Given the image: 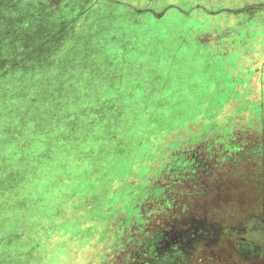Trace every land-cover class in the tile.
<instances>
[{
	"label": "rangeland",
	"instance_id": "1",
	"mask_svg": "<svg viewBox=\"0 0 264 264\" xmlns=\"http://www.w3.org/2000/svg\"><path fill=\"white\" fill-rule=\"evenodd\" d=\"M69 1L0 2V264H264V0Z\"/></svg>",
	"mask_w": 264,
	"mask_h": 264
},
{
	"label": "flooded vegetation",
	"instance_id": "2",
	"mask_svg": "<svg viewBox=\"0 0 264 264\" xmlns=\"http://www.w3.org/2000/svg\"><path fill=\"white\" fill-rule=\"evenodd\" d=\"M204 233H195V235L190 236V234H188L185 238V240H183L181 247L182 250H187L189 247H192L196 244L202 243L204 242L208 236L203 235ZM185 245V246H184Z\"/></svg>",
	"mask_w": 264,
	"mask_h": 264
},
{
	"label": "crops",
	"instance_id": "3",
	"mask_svg": "<svg viewBox=\"0 0 264 264\" xmlns=\"http://www.w3.org/2000/svg\"><path fill=\"white\" fill-rule=\"evenodd\" d=\"M29 1L30 2H33L34 4H40V3L45 4V3H48L50 5V7H51V5H53L54 3H56L57 1L58 2H62V3H66V4H68V2H70L69 0H33V1L32 0H29ZM0 2H1V0H0ZM77 3L78 2H75L72 5L77 4ZM79 4H82V3L79 2ZM1 9H2V6L0 5V10ZM55 16L56 15L50 16V20L53 19ZM68 17H70V16L68 15ZM81 19H82V17H81Z\"/></svg>",
	"mask_w": 264,
	"mask_h": 264
}]
</instances>
